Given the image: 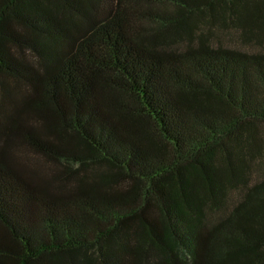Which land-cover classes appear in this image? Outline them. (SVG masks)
Listing matches in <instances>:
<instances>
[{
	"label": "trees",
	"instance_id": "trees-1",
	"mask_svg": "<svg viewBox=\"0 0 264 264\" xmlns=\"http://www.w3.org/2000/svg\"><path fill=\"white\" fill-rule=\"evenodd\" d=\"M220 8L264 47V0H0V264H264V48Z\"/></svg>",
	"mask_w": 264,
	"mask_h": 264
},
{
	"label": "rangeland",
	"instance_id": "rangeland-1",
	"mask_svg": "<svg viewBox=\"0 0 264 264\" xmlns=\"http://www.w3.org/2000/svg\"><path fill=\"white\" fill-rule=\"evenodd\" d=\"M149 5L150 11L157 12L155 9H160L164 10L163 5L159 4H153V3H145V5ZM164 7H166L164 5ZM171 7V6H170ZM215 13L217 16H215ZM237 15H233L232 11L228 9H221L218 11L216 9V12H213L211 10H207L206 12L199 11L195 13V17L193 20V24L196 25L197 23V34H200L202 32L205 33V35H209L210 38L209 40L213 42L214 45L216 46H231V47H236V48H243L244 50L250 49V50H257L260 48H264L263 46H260L256 42H249L247 40L244 41V39L241 36V31L239 29V26L234 19ZM234 20V21H233ZM198 21V22H197ZM146 25L153 24L152 21H149L148 24L147 22H143ZM166 28L163 27V31H165ZM171 29H169L170 31ZM170 35V34H168ZM171 36V35H170ZM200 39H196L195 44H198ZM190 42L188 40H178L175 41L171 44H166L164 47H173V48H179L181 50L186 49L189 46ZM19 56H22L20 53H18ZM27 59H29L30 63L34 62L33 60V54L31 52H27L26 56ZM36 64V61H35ZM14 82V81H13ZM21 90H25V87H21ZM129 102H133L129 97H128ZM260 126V132H264V125H259ZM264 147V144L263 146ZM30 160L32 162H35L39 165H47L49 164L47 161L44 162L43 158L39 157L38 155H34L29 152ZM252 176L251 179L252 181H258L264 179V153L263 154H256L255 160L252 162ZM243 190L241 189L240 186L233 188L229 192V198L230 202L234 204L240 197V195L243 193ZM242 192V193H241ZM219 214L221 212L219 211H214L210 213V218L212 220L218 219Z\"/></svg>",
	"mask_w": 264,
	"mask_h": 264
}]
</instances>
